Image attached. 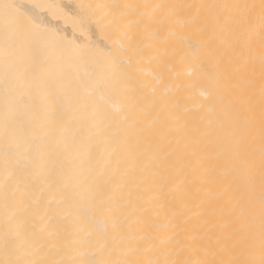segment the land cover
<instances>
[{
	"label": "bare ground",
	"instance_id": "bare-ground-1",
	"mask_svg": "<svg viewBox=\"0 0 264 264\" xmlns=\"http://www.w3.org/2000/svg\"><path fill=\"white\" fill-rule=\"evenodd\" d=\"M0 264H264V0H0Z\"/></svg>",
	"mask_w": 264,
	"mask_h": 264
}]
</instances>
